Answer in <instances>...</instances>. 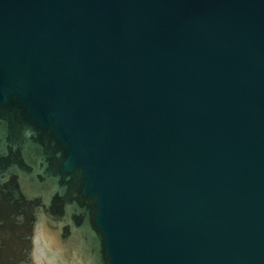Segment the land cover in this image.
I'll return each mask as SVG.
<instances>
[{"label": "water", "instance_id": "1", "mask_svg": "<svg viewBox=\"0 0 264 264\" xmlns=\"http://www.w3.org/2000/svg\"><path fill=\"white\" fill-rule=\"evenodd\" d=\"M0 264H264V0H0Z\"/></svg>", "mask_w": 264, "mask_h": 264}]
</instances>
